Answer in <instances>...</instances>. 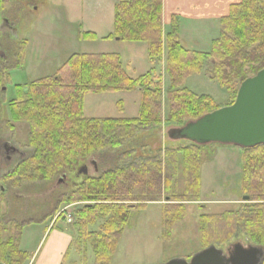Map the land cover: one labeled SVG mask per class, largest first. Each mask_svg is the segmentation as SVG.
I'll return each mask as SVG.
<instances>
[{
	"label": "trees",
	"instance_id": "trees-1",
	"mask_svg": "<svg viewBox=\"0 0 264 264\" xmlns=\"http://www.w3.org/2000/svg\"><path fill=\"white\" fill-rule=\"evenodd\" d=\"M2 3L0 0V12ZM219 25V36L212 41L209 53L191 51L179 42L176 20L164 35L162 0H116L113 31L106 38L146 43L152 64L161 63L165 46L170 79L165 98L161 75L153 69L130 77L116 53H73L52 75L17 85L16 96L7 102L8 124L28 126L29 150L5 175L6 180L18 176L19 182L48 183L84 165L91 155L116 156L113 167L96 176L82 174L70 191L58 195L52 213L61 204L84 203L75 212L84 224L76 225L91 243L94 264L111 262L131 209L160 201L180 172L185 190L182 198L198 196L204 146L183 141L186 144L153 152L147 150L146 137L162 124L180 127L219 107L210 96L197 95L185 87L187 78L200 71L206 58L212 64V77L231 94L228 104L234 100L239 84L264 68V0L232 3L227 14L219 18ZM84 35L95 38L91 32ZM23 45L12 66L22 64ZM3 61L0 59V87L9 79L10 65L5 66ZM133 90L140 93L135 117H84L86 94ZM241 150V192L249 196L251 203L221 214L200 215L202 248L220 247L242 234L250 244L264 249V144ZM164 205L176 208L162 211L163 237L167 239L168 227L184 213L180 202ZM99 220L102 223L97 230H83V226L87 228ZM29 223H13L7 239L0 240V264H25L28 256L20 250L19 239ZM260 264H264V258Z\"/></svg>",
	"mask_w": 264,
	"mask_h": 264
},
{
	"label": "rangeland",
	"instance_id": "rangeland-1",
	"mask_svg": "<svg viewBox=\"0 0 264 264\" xmlns=\"http://www.w3.org/2000/svg\"><path fill=\"white\" fill-rule=\"evenodd\" d=\"M116 0H3L0 14V59L9 67V79L0 88V240L9 236L13 223L22 224L53 219L63 208L71 215L69 228L74 247L66 262L75 258L74 264H94L91 243L84 231L79 230L75 212L84 204L59 205L53 213L58 195L72 189L82 175L80 164L74 171H66L62 179L56 176L52 182H23L17 176L6 180L5 175L14 170L19 160L28 154L25 123L8 124L7 102L16 96V86L52 75L73 53H113L121 57L130 77H137L150 69L161 75L164 92L170 79L166 69V51L162 63L152 64L147 56L146 43H131L115 38H106L113 31L114 4ZM6 19V20H3ZM219 21H211L205 28L188 27L179 42L184 47L209 53L212 41L219 36ZM86 32L95 38H87ZM187 34V35H186ZM23 45V63L12 66L16 52ZM209 58L203 62L198 73L189 76L185 87L197 95H208L223 107L231 94L212 77ZM140 94L138 90L107 93H89L84 96L83 115L87 118H132L137 115ZM120 104V105H119ZM121 109V111H119ZM175 125L162 124L147 138V150L156 152L186 142H175L168 138L167 131ZM138 147V146H137ZM16 149L12 154L11 149ZM13 149V150H14ZM200 168V188L196 198H182L183 180L181 172L174 183L168 184L160 201H151L142 207L131 209L128 224L121 233L116 250L109 264H163L171 259L189 260L201 250L199 242V217L201 214H221L238 205L250 204L243 200L241 192L240 165L242 150L232 145L210 144L203 148ZM149 152V151H148ZM151 154V153H150ZM11 156L7 159V156ZM116 156L109 153L91 155L85 162L86 172L98 175L115 165ZM185 191V190H184ZM168 196L170 201H166ZM177 199H184L176 201ZM172 202L183 204L184 217L168 227L169 238L163 237L162 211H175ZM172 216H168L171 220ZM62 220V216L59 217ZM96 224L83 226V230H97ZM250 244L242 234L235 235L221 249L226 253L232 244ZM21 248L24 246L21 244Z\"/></svg>",
	"mask_w": 264,
	"mask_h": 264
},
{
	"label": "water",
	"instance_id": "water-1",
	"mask_svg": "<svg viewBox=\"0 0 264 264\" xmlns=\"http://www.w3.org/2000/svg\"><path fill=\"white\" fill-rule=\"evenodd\" d=\"M167 136L173 141L184 140L197 145L217 143L253 148L264 144V68L240 83L230 105L181 127L170 128ZM243 199L248 200V197ZM263 258L262 247L235 243L227 254L209 246L195 253L189 261L171 259L163 264H260Z\"/></svg>",
	"mask_w": 264,
	"mask_h": 264
},
{
	"label": "crops",
	"instance_id": "crops-1",
	"mask_svg": "<svg viewBox=\"0 0 264 264\" xmlns=\"http://www.w3.org/2000/svg\"><path fill=\"white\" fill-rule=\"evenodd\" d=\"M236 1L238 0H162L163 32L165 34L168 31L172 20L177 21L180 36L184 33V27L205 28L211 21H219L221 16L226 15L229 6ZM181 44L184 47L185 43ZM72 243V233L67 224L42 220L25 226L20 236L19 248L28 256L25 264H67L74 251ZM21 244L24 248H21ZM76 252L78 253L77 250ZM74 262L75 258L69 264Z\"/></svg>",
	"mask_w": 264,
	"mask_h": 264
}]
</instances>
